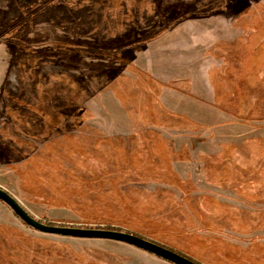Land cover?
<instances>
[{"label":"rangeland","instance_id":"obj_1","mask_svg":"<svg viewBox=\"0 0 264 264\" xmlns=\"http://www.w3.org/2000/svg\"><path fill=\"white\" fill-rule=\"evenodd\" d=\"M0 81V188L34 219L264 264V0H0ZM0 264L171 263L0 202Z\"/></svg>","mask_w":264,"mask_h":264},{"label":"water","instance_id":"obj_2","mask_svg":"<svg viewBox=\"0 0 264 264\" xmlns=\"http://www.w3.org/2000/svg\"><path fill=\"white\" fill-rule=\"evenodd\" d=\"M0 202L4 203L28 227L43 234L79 239L111 240L136 247L171 264H197L182 254L134 234L104 229L63 227L43 224L28 214L12 195L1 188Z\"/></svg>","mask_w":264,"mask_h":264},{"label":"crops","instance_id":"obj_3","mask_svg":"<svg viewBox=\"0 0 264 264\" xmlns=\"http://www.w3.org/2000/svg\"><path fill=\"white\" fill-rule=\"evenodd\" d=\"M66 53V52H65ZM183 54H186V51H184V52H182ZM141 59V58H140ZM143 59H145V58H143ZM186 58H182L181 59V61L180 62H175V63H172V64H170V67H168V66H166L167 65V63H169V62H167V63H165V65L164 66H158V67H155V68H151L147 73H149V74H151L152 75V77L154 78V79H156V81H155V83L158 81V82H163V81H166V82H168L169 80H172V79H174V78H177V77H179V76H177L178 74H180V73H182L183 75H184V77H191V74L194 72L193 70H192V67H191V62L189 61H187V60H185ZM42 60V59H41ZM131 60H133V59H131ZM138 60H139V56H137V59L135 60L136 62H138ZM174 61H176L175 59H174ZM135 64V63H134ZM171 66H175L174 68H172ZM21 69V68H20ZM24 68H22V70H23ZM34 69V68H33ZM142 69V68H141ZM34 71V70H33ZM60 74V73H59ZM206 75H208V73H205ZM1 81H0V95H1V90H3V89H1ZM201 85V84H200ZM202 85H204L203 83H202ZM202 85H201V87L200 88H198V90L200 91V92H203V89H202ZM207 86V90H208V85H206ZM94 95H95V92H94ZM109 97V95H108V93L107 92H105L104 93V100L106 99V98H108ZM162 97H163V95H162ZM89 98H90V96H89ZM103 100V101H104ZM2 123V122H1ZM5 125V124H4ZM3 124H1L0 125V128L2 127V129H4V130H6L7 128L4 126ZM16 128V127H15ZM20 128V127H19ZM17 129V128H16ZM36 137H37V135H36ZM32 138H35V136H31L30 137V139H32ZM38 138V137H37Z\"/></svg>","mask_w":264,"mask_h":264},{"label":"trees","instance_id":"obj_4","mask_svg":"<svg viewBox=\"0 0 264 264\" xmlns=\"http://www.w3.org/2000/svg\"><path fill=\"white\" fill-rule=\"evenodd\" d=\"M15 215V214H14ZM16 216V215H15ZM17 217V216H16ZM18 218V217H17ZM22 222V221H21ZM23 223V222H22ZM24 225H26L25 223H23ZM27 226V225H26ZM104 230H110V231H120V230H115V229H111V228H102ZM121 232V231H120ZM158 244V243H156ZM180 254V253H179ZM188 258V257H187ZM189 259V258H188ZM191 260V259H190ZM193 261V260H192Z\"/></svg>","mask_w":264,"mask_h":264}]
</instances>
